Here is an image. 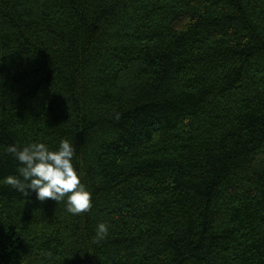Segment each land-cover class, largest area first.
I'll return each mask as SVG.
<instances>
[{
  "label": "trees",
  "instance_id": "trees-1",
  "mask_svg": "<svg viewBox=\"0 0 264 264\" xmlns=\"http://www.w3.org/2000/svg\"><path fill=\"white\" fill-rule=\"evenodd\" d=\"M62 139L92 208L0 183V264H264V0H0V181Z\"/></svg>",
  "mask_w": 264,
  "mask_h": 264
},
{
  "label": "clouds",
  "instance_id": "clouds-1",
  "mask_svg": "<svg viewBox=\"0 0 264 264\" xmlns=\"http://www.w3.org/2000/svg\"><path fill=\"white\" fill-rule=\"evenodd\" d=\"M19 163L18 175H9L0 183L13 187L24 196L34 192L40 201L51 199L64 202L66 211L80 215L92 208V193L82 182L73 165L75 148L62 139L55 149L43 141H30L23 145L11 144L5 147ZM109 233V225L98 223L95 231L96 242L104 240Z\"/></svg>",
  "mask_w": 264,
  "mask_h": 264
}]
</instances>
